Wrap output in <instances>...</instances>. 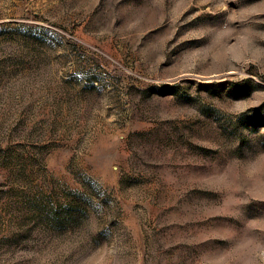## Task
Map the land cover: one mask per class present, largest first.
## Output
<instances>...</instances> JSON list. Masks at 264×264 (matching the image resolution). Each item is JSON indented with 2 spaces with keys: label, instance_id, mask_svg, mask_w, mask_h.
I'll return each mask as SVG.
<instances>
[{
  "label": "rangeland",
  "instance_id": "rangeland-1",
  "mask_svg": "<svg viewBox=\"0 0 264 264\" xmlns=\"http://www.w3.org/2000/svg\"><path fill=\"white\" fill-rule=\"evenodd\" d=\"M0 264H264V0H0Z\"/></svg>",
  "mask_w": 264,
  "mask_h": 264
}]
</instances>
